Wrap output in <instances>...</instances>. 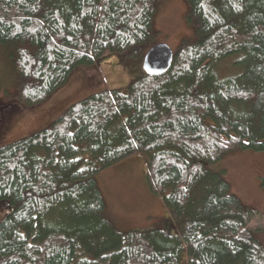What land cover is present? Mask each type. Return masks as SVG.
I'll return each instance as SVG.
<instances>
[{"label": "trees", "instance_id": "obj_1", "mask_svg": "<svg viewBox=\"0 0 264 264\" xmlns=\"http://www.w3.org/2000/svg\"><path fill=\"white\" fill-rule=\"evenodd\" d=\"M159 1L0 0L18 100L42 103L78 66L141 52ZM186 1L199 36L166 72L144 73L127 93L94 92L0 145L10 205L0 264H264L258 210L230 190L222 164L237 149L264 152V0ZM133 157L177 232L121 231L105 214L98 176Z\"/></svg>", "mask_w": 264, "mask_h": 264}, {"label": "rangeland", "instance_id": "obj_2", "mask_svg": "<svg viewBox=\"0 0 264 264\" xmlns=\"http://www.w3.org/2000/svg\"><path fill=\"white\" fill-rule=\"evenodd\" d=\"M188 11L186 0H160L152 23L153 35L141 52L135 56L126 52L112 53L100 58L94 66H78L62 87L36 105L18 100L16 75L6 49L0 46V145L48 126L72 102L94 92L118 89L127 93L130 84L144 74L143 57L152 45L165 42L175 52L184 40H197V27L188 20ZM227 61L223 64L224 72L231 69V61ZM223 163L230 190L246 206L258 210L251 226L264 246V152L237 149L228 152ZM145 173L139 157L99 173L98 184L106 201L105 214L121 231L167 228L177 232V225L161 196L146 188ZM9 209L8 201L0 200V220Z\"/></svg>", "mask_w": 264, "mask_h": 264}, {"label": "water", "instance_id": "obj_3", "mask_svg": "<svg viewBox=\"0 0 264 264\" xmlns=\"http://www.w3.org/2000/svg\"><path fill=\"white\" fill-rule=\"evenodd\" d=\"M174 57L175 52L167 43L159 42L152 45L143 57L145 74L166 72L171 67Z\"/></svg>", "mask_w": 264, "mask_h": 264}]
</instances>
